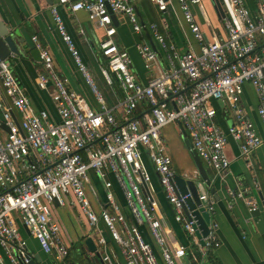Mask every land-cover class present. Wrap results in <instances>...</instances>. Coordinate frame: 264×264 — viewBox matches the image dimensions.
Segmentation results:
<instances>
[{
    "label": "built area",
    "instance_id": "1",
    "mask_svg": "<svg viewBox=\"0 0 264 264\" xmlns=\"http://www.w3.org/2000/svg\"><path fill=\"white\" fill-rule=\"evenodd\" d=\"M151 1L161 12L172 7L171 0ZM176 1L183 21L198 42V51L176 52L159 26L150 24L148 32L169 51L168 68H161L156 51L147 42L135 44L143 67L155 73L145 84L136 81L128 52L118 47L113 38L111 13L125 15L134 32L144 27L131 0H57L49 5L56 31L90 89L98 105L96 109L56 74L49 50L36 36L32 39L43 66L36 85L41 89L52 85L50 98L59 121L49 120L45 111L33 109L9 64L0 61V87L10 102L1 109L7 131L0 132V264H28L33 258L20 236L18 224L45 254H53L61 262L66 259L68 247L62 242L60 226L51 219L52 206H64L66 195L71 196V204L78 207L91 228L99 233L98 224L102 222L117 244L122 261L113 259L102 236L96 239V249L105 264H178L187 254V247L172 245L162 227L156 201L149 191L144 192L150 175L144 167L143 154L158 176L175 221L190 238L194 264H209V251L220 246L217 224L211 218L215 201L207 193L198 194L200 204L196 209L209 215L207 232L203 235L192 211L186 214L183 210L191 194L177 190L162 129L171 123L182 125L197 156L219 177L230 165L226 153L229 137L239 143L242 156H248L261 145V137L241 106V95L243 84L249 83L254 88L256 113L264 124V0H257L255 13L244 0H219L224 12L222 40L206 39L195 21L191 7L200 0ZM61 7L73 13L85 11L103 29L99 70L107 85L117 82L122 90L115 107L105 104L66 28ZM218 101L233 115L227 132L215 120L213 103ZM11 108L19 113V121L12 117ZM115 109L123 114L122 120L116 117ZM90 171L100 179L105 192V202L98 213L92 210L85 191ZM108 174L121 189L132 222L122 213ZM237 185L236 197L244 200L249 211L258 209L242 182ZM142 224L159 248L162 263L153 246L143 238L139 229Z\"/></svg>",
    "mask_w": 264,
    "mask_h": 264
},
{
    "label": "crops",
    "instance_id": "2",
    "mask_svg": "<svg viewBox=\"0 0 264 264\" xmlns=\"http://www.w3.org/2000/svg\"><path fill=\"white\" fill-rule=\"evenodd\" d=\"M50 1V4L42 8L37 0H0V26L4 27L8 22L19 34L23 52L19 56L10 55L5 61L11 67L24 93L30 98L33 109L36 112L45 111L49 120L57 122L59 116L50 98L52 85L49 84L46 89H41L36 85V78L43 71V66L36 42L32 39L33 36H36L38 42L49 50L53 59L54 70L60 78L66 79L67 87L84 96L92 108L96 109L98 105L94 101L83 76L77 70L71 54L56 31L52 15L49 12V5L57 2V0ZM244 1L248 9L255 13L257 0ZM131 2L139 22L144 27L140 32H134L125 15L112 13L115 17L112 20V25L115 27L113 38L118 47L128 52L130 68L136 81L145 84L147 79L155 73L149 72L143 67L142 60L135 50V44L147 42L151 46L150 40L152 39L154 48L151 47L157 53L159 65L163 69L168 68L167 53L169 51L162 48L148 32L150 24L155 23L159 26L165 34L168 44L172 45L178 53H183L188 49L198 51V42L194 39L188 25L183 21L176 0H171L172 7H169L165 12L158 11L151 0H131ZM191 9L195 21L206 39L211 40L213 37L224 39L225 31L221 17L214 10L211 0H200L198 4H192ZM61 14L82 60L104 97L105 104L109 107H115L122 97V90L117 82L107 85L99 70L102 63L99 41L103 36V29L89 19L85 11L73 13L65 7H61ZM257 103L254 88L249 83L243 84L241 106L245 115L252 120L262 139L258 148L248 156H242L239 143L229 137L226 153L230 159V165L220 177L199 157L212 180L210 187L216 186L214 194L206 189L208 195L212 196L215 201V211L211 218L217 224L216 234L220 241V246L211 251V264H264V124L256 113ZM9 104V99L3 94L0 87V124H3L1 109L3 106H9ZM213 105L217 112L216 123L227 132L228 127L234 121L232 112L220 101L214 102ZM10 112L12 117L19 121V113L13 108L10 109ZM114 113L118 119H123V114L119 110L115 109ZM6 131L7 129L4 130L0 127L1 134ZM162 135L167 152L172 159L174 173L182 176L177 169L187 168L191 169L193 177H196L197 169L189 148L185 144L180 124L173 123V127L170 128L165 126L162 129ZM187 137L189 138L188 135ZM167 139L170 141L169 146L166 142ZM142 160L150 175L148 189H144V192L149 191L151 197L156 201L158 211L162 215V227L167 232L173 246L184 245L187 247V254L179 260L178 264H194L190 255V238L182 226L175 221L174 210L167 202L159 185L158 176L145 154L142 155ZM107 176L113 182L112 191L122 213L128 222H132L121 189L112 175L108 174ZM238 181H241L247 189V194L255 199L259 211L257 215H252L244 200L236 197L235 193L239 190ZM85 191L92 210L98 213L100 207L104 205L105 192L102 182L93 171L89 172V182ZM65 197L66 204L64 206L54 205L51 208V219L60 226L62 242L68 247V256L64 261H57L53 254H45L41 251L36 240L29 235L22 225L18 224L20 236L26 242V249L38 264H100L96 255L88 251L84 244L79 242H83L86 237H92L95 243L99 236L106 240L107 249L113 259L122 261L119 248L111 239L103 223L99 222L100 231L98 233L91 228L78 207L71 204V196L66 195ZM64 207L75 214L79 225L83 226L81 231H78L79 229L77 230L76 225L72 222V231L67 229L61 217H68L71 221L69 213L62 210L60 215L58 212ZM139 229L146 242L153 246L158 260L162 263L159 248L155 245L146 225H140Z\"/></svg>",
    "mask_w": 264,
    "mask_h": 264
},
{
    "label": "water",
    "instance_id": "3",
    "mask_svg": "<svg viewBox=\"0 0 264 264\" xmlns=\"http://www.w3.org/2000/svg\"><path fill=\"white\" fill-rule=\"evenodd\" d=\"M37 2L42 8L46 7L47 4L51 3L50 0H37ZM211 2L214 7V10L217 12V14L220 17H222L224 15V12L220 1L211 0ZM111 18L112 20H114L115 18L114 14L112 13H111ZM150 44L154 48L152 39L150 40ZM22 52L23 49L19 41V34L16 33L15 28L13 26H10L8 22L5 24L4 27L0 26V61L6 60L10 55L19 56ZM0 127H2L4 130L7 129L4 126V124H0ZM180 128L182 135L184 136L185 144L187 148H189V151L193 157L197 169V175L196 177L186 178L175 174L174 181L179 193L187 194L189 192L191 194V196L185 200V205L183 206V210L186 214L188 213V211H192L191 214L194 215L195 218L198 220L200 227L203 229V235H205L207 232L209 215L206 212H202L201 209H196V206L200 204V201L198 199V194H206V193L208 194L206 189H208L210 193L214 194L216 191V186L214 185L210 187L212 180L208 176L206 169L203 167L201 160L195 153L192 144L189 138L187 137L185 129L182 127V125H180ZM144 187H146V184H144ZM258 212H259L258 209H256L254 211H251V214L257 215ZM82 243L84 244V246L87 248L88 251L96 255L100 264H105L101 260V257L96 249L92 237H86ZM28 264H38V262L34 258H31Z\"/></svg>",
    "mask_w": 264,
    "mask_h": 264
},
{
    "label": "rangeland",
    "instance_id": "4",
    "mask_svg": "<svg viewBox=\"0 0 264 264\" xmlns=\"http://www.w3.org/2000/svg\"><path fill=\"white\" fill-rule=\"evenodd\" d=\"M166 127H169V128L173 127V123L170 124V126H166ZM166 142H167V145L169 146L170 145L169 139H167ZM177 171L182 174V177H187V178H192L193 177V174H192L193 171L191 169H187V168L186 169H177ZM64 199L66 200V197ZM62 210L67 211V213H69V216L71 217V221L69 220L68 217L67 218H65L63 216L61 217L63 222H64V224H65V226L67 227V229L72 231V225H71V222H72V223H74L76 225L77 230L79 229L78 231H81L83 229V226L81 227L79 225L78 219L76 218L75 214L73 212H71L69 209L64 207V208H61V209L58 210V212H60V215L62 213ZM92 235H93V233H92ZM79 242L82 243V241H79Z\"/></svg>",
    "mask_w": 264,
    "mask_h": 264
},
{
    "label": "trees",
    "instance_id": "5",
    "mask_svg": "<svg viewBox=\"0 0 264 264\" xmlns=\"http://www.w3.org/2000/svg\"><path fill=\"white\" fill-rule=\"evenodd\" d=\"M210 254H211V251H209V253H208V262H209V264H211V262H212L211 259H210ZM69 264H74V263H69Z\"/></svg>",
    "mask_w": 264,
    "mask_h": 264
}]
</instances>
